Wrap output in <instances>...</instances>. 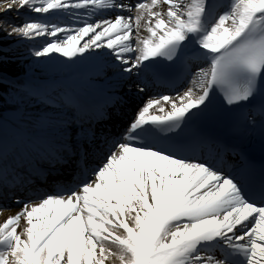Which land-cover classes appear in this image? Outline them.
Here are the masks:
<instances>
[{"label":"snow or ice","instance_id":"6c2138e0","mask_svg":"<svg viewBox=\"0 0 264 264\" xmlns=\"http://www.w3.org/2000/svg\"><path fill=\"white\" fill-rule=\"evenodd\" d=\"M0 34V52L28 40L36 58L91 61L95 78L147 97L113 132L99 125L123 97L92 106L0 55V198L21 205L0 223V264H264V163L242 147L229 163L195 127L219 100L264 152V0H0ZM150 80L175 95H150ZM65 166L72 181L37 187Z\"/></svg>","mask_w":264,"mask_h":264},{"label":"bare ground","instance_id":"6f19581e","mask_svg":"<svg viewBox=\"0 0 264 264\" xmlns=\"http://www.w3.org/2000/svg\"><path fill=\"white\" fill-rule=\"evenodd\" d=\"M75 2L76 0H69V3ZM20 15L22 19H18L16 13L14 12L7 13L8 18L14 20L15 23L18 24L22 23L23 20L28 19L29 16L32 15L40 20H48L59 23L61 27L76 28L82 26V23L77 21V17L71 15L70 13H62L59 16H48L47 14L29 13H21ZM37 39L39 43H43L42 39ZM87 39V37L84 38V40ZM83 42L84 41H81V43ZM34 50L35 45L32 42L28 40H22L18 43H12L11 50L6 48L5 51L0 52V55H7L11 58L10 71L13 73H23L24 75L22 76V79L26 83L44 85L47 86L49 89H54L57 93L67 92L73 94L79 87L80 82H75L77 78L82 77L83 81H88L90 80L89 78L94 77L95 65L91 61L84 60L76 63H63V61L68 60L69 58L63 57L59 53H53L54 56L60 57V62H48L46 60L36 58L33 55ZM71 59L75 60V57ZM94 79L100 80V78ZM108 84L116 85L117 83L109 82ZM93 86L96 87L97 84H94ZM125 98H130V96L125 95ZM67 180L68 182H70L69 179ZM3 203L4 202H1L0 200V204ZM20 207L21 205H17L10 210L2 208L3 210L0 211V223H2L8 215L14 214L15 212L19 211ZM105 264H111V262L106 261ZM115 264H119L118 260L115 262Z\"/></svg>","mask_w":264,"mask_h":264}]
</instances>
